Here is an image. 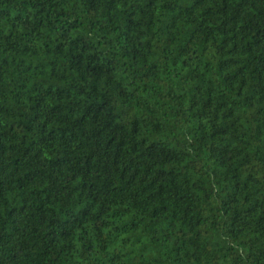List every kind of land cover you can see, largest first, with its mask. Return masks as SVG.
Wrapping results in <instances>:
<instances>
[{
  "label": "trees",
  "instance_id": "1",
  "mask_svg": "<svg viewBox=\"0 0 264 264\" xmlns=\"http://www.w3.org/2000/svg\"><path fill=\"white\" fill-rule=\"evenodd\" d=\"M0 264H264V0H0Z\"/></svg>",
  "mask_w": 264,
  "mask_h": 264
}]
</instances>
